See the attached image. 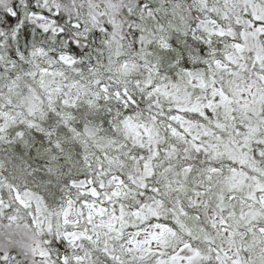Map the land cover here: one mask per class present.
Listing matches in <instances>:
<instances>
[{"label": "snow or ice", "instance_id": "snow-or-ice-1", "mask_svg": "<svg viewBox=\"0 0 264 264\" xmlns=\"http://www.w3.org/2000/svg\"><path fill=\"white\" fill-rule=\"evenodd\" d=\"M0 264H264V0H0Z\"/></svg>", "mask_w": 264, "mask_h": 264}]
</instances>
